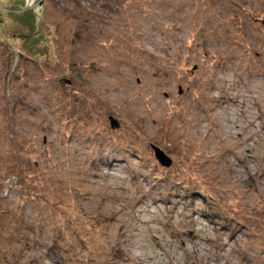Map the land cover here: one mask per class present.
Segmentation results:
<instances>
[{"label": "rangeland", "instance_id": "1", "mask_svg": "<svg viewBox=\"0 0 264 264\" xmlns=\"http://www.w3.org/2000/svg\"><path fill=\"white\" fill-rule=\"evenodd\" d=\"M103 1L0 0V264H264V0Z\"/></svg>", "mask_w": 264, "mask_h": 264}, {"label": "water", "instance_id": "2", "mask_svg": "<svg viewBox=\"0 0 264 264\" xmlns=\"http://www.w3.org/2000/svg\"><path fill=\"white\" fill-rule=\"evenodd\" d=\"M24 6L21 8L26 10L30 9L32 10L34 16H35V32L34 35H39L41 32V24L43 22V0H24ZM31 35V34H30ZM29 37V36H28ZM111 123L113 125L117 124V121L110 117ZM154 154L158 158V160L164 164V166H169L171 164V159L168 155L163 153V151L159 150L157 147H154Z\"/></svg>", "mask_w": 264, "mask_h": 264}, {"label": "trees", "instance_id": "3", "mask_svg": "<svg viewBox=\"0 0 264 264\" xmlns=\"http://www.w3.org/2000/svg\"><path fill=\"white\" fill-rule=\"evenodd\" d=\"M105 1V0H104ZM101 2L102 4L101 7L105 8L106 7V3ZM25 1L24 0H18V3L16 5H13L12 7H16V11L17 9H20L22 7V5H24ZM99 6V5H98ZM18 15L24 19V22H26L27 25H29L32 29L31 32L29 33V35L35 30V16L32 12V10L30 9H26V10H21L20 13H18ZM21 37L25 40V41H31L30 37H28V35H21ZM22 39V40H23ZM154 150V149H153ZM215 214V213H214ZM61 261L60 259H58V262Z\"/></svg>", "mask_w": 264, "mask_h": 264}]
</instances>
